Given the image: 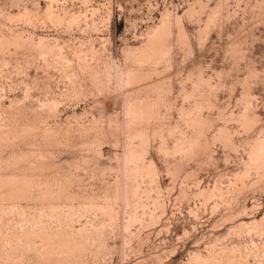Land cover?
Masks as SVG:
<instances>
[{
  "label": "rangeland",
  "instance_id": "obj_1",
  "mask_svg": "<svg viewBox=\"0 0 264 264\" xmlns=\"http://www.w3.org/2000/svg\"><path fill=\"white\" fill-rule=\"evenodd\" d=\"M0 264H264V0H0Z\"/></svg>",
  "mask_w": 264,
  "mask_h": 264
}]
</instances>
